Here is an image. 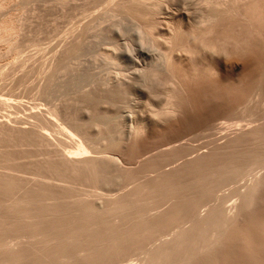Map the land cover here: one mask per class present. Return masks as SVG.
Instances as JSON below:
<instances>
[{"label": "rangeland", "instance_id": "374dc122", "mask_svg": "<svg viewBox=\"0 0 264 264\" xmlns=\"http://www.w3.org/2000/svg\"><path fill=\"white\" fill-rule=\"evenodd\" d=\"M208 1L8 0V3L4 2L6 6L2 5L0 8V16H2L0 17V22L1 19L7 18L9 14L11 16V14L17 15L18 13L16 17L20 29L13 36L0 37V72H5L4 76L0 74V96L13 99L14 102H19L21 106L9 108L0 105V121L3 122L5 120L4 122L11 126L14 124L13 126L15 127L25 126L29 128L37 122L36 118L32 117V113H47L48 117L50 115L49 110L53 107H58L60 119L64 121L66 117L65 123L68 122L69 126L72 127L74 125L79 130L86 132L95 145L97 147L100 146V150L104 148V150L111 151L119 156L122 165L126 166V170L122 171L121 179L115 180V175L112 172L109 176L98 177L97 185L95 181L86 180L82 177L77 180L75 178L70 180L68 183L71 182V186L67 184L79 192L76 193L75 190H72L75 192L74 194V192L70 191L73 194V198L74 195H77L75 198H88L89 196L94 201H97H95L96 205H98L100 196H91L94 191L100 193L103 198H114L120 193L129 191L128 189H135L137 185L146 180L145 178L148 176L151 178V174L156 175L153 172L157 171V167L160 165L163 169H170L183 163L181 161L187 157L191 159L196 155L198 157V154L200 156V154H203L204 149L208 148L209 153L212 147L219 145V141L220 143L224 141L223 144H225L228 139V141L234 138H236L234 140H237L239 136L242 140L249 138V134L243 135V132L248 130L249 126L251 128L262 124L261 122L264 123V1L212 0V2L226 3L225 5L230 7L231 11H234V13L222 16L224 18L228 16L229 19L234 14L232 15L233 20L230 19L229 23L232 28L228 31L226 27H229V25L225 24L229 20L226 18V22L220 17V20H218L219 24H215L218 21L214 23L213 31H208V33L200 31V35L204 38L203 41L208 42L207 40H209L212 41V45L217 44L218 53L216 54L220 56L219 58L216 55L208 57L212 55L208 52L201 58L200 55L204 53H198V55L195 54L194 58L196 59H194V55L190 54L186 47V45L188 47L192 46L193 44L191 45V43L195 41L192 38V34V37L190 36V32L192 33L194 30L193 27L192 29L189 28L192 24L188 19L196 17V11L201 6L205 8ZM203 3L206 4L203 6ZM185 13L188 14V17ZM183 18L186 19L184 20ZM182 22L184 25L186 23L190 24H186L184 28L188 29V36H190V40L194 41L191 40L190 43L186 44V41H189V37L185 40L186 37H184L183 33L181 34L182 39L178 35V38L173 39V41L179 43H175V50L172 49L171 52V63L173 64L170 72L154 70L161 67L163 63V59H161L162 52L170 53L173 42L169 38L168 29L173 24L174 27ZM230 31L235 32L232 35ZM188 32L185 33L186 36ZM195 32L197 34V31ZM195 32L193 33L194 36L196 35ZM167 34L169 37H167ZM230 34L232 36L229 37L228 35ZM224 35L225 37L227 36V41ZM235 35L237 40H234L236 39ZM199 37H196V39H199L198 44H200V39H202ZM221 39L226 42L220 41ZM227 42H229V45ZM179 44L180 46L176 47ZM198 44L197 42L195 43V45ZM223 44L230 47L229 51L233 48L234 54L232 53V55L235 56L228 54L229 51L224 52L228 48L222 49L221 46ZM209 45L211 44L209 43ZM237 45L244 50L238 48ZM65 46L69 50L66 51ZM236 48L237 50H235ZM62 50L65 51V54ZM235 52H238V54H235ZM187 53L192 55V58L190 56L191 60L188 58L189 54L186 55ZM227 54L228 56L231 55V57L228 58ZM59 55L62 57L60 56L59 58ZM221 55L228 59H233V57L235 59L236 57L237 60H233L237 61L241 68L232 73L234 79L229 77L231 75L227 72L219 70L222 66V64H219L221 63ZM54 56L60 60L54 59ZM205 57L207 60L204 59ZM217 58L219 59L218 61ZM54 60L55 62L59 61L58 64ZM214 61L216 65L213 63ZM150 65L152 68H150ZM216 66L219 67L218 70L214 68ZM219 71H222L221 73H223L224 77ZM225 75L236 82L231 81L228 83L230 80H226L227 77L225 78ZM222 78L225 79L222 80ZM118 79L121 80L115 81ZM116 83H118L119 87H116ZM122 83L123 86L121 85ZM173 84L177 92L180 90L178 93L181 96L178 93L176 94L179 95L180 99L182 97V102L179 99L180 106L182 104V110L173 119L155 124L157 125L156 127L154 123H151L153 119L151 110L153 108L155 110L157 108L160 110L166 108L164 105L166 103L165 91L171 88L170 86H173ZM153 89L159 91L153 95L150 92ZM160 90H163L162 94ZM221 108H226L227 110ZM227 113L228 115H225ZM13 120H15V123ZM22 122H24L23 126L21 125ZM139 123L145 124L143 129L136 133L138 135L133 134L136 127L142 125ZM228 126L229 129L226 128ZM240 126L242 130H240ZM233 130L239 135L237 136ZM238 130L242 131L243 136L240 132H237ZM52 131L49 133H52ZM53 133L55 132L53 131ZM221 133L223 134L221 135ZM225 133L229 136L224 135ZM214 138L221 139L214 141L215 146L211 143L212 140H215ZM237 141L241 142V140ZM11 142L6 147L5 144L2 146V143L0 146L1 156L8 159L15 158L17 160L16 164L21 166L24 164L22 168H27H25L27 173L23 175L28 178L34 177L32 173L38 168L37 164L44 163L42 160L45 161L44 153L46 154V150L44 152L43 148H38L32 144H30L32 146L23 145L25 147L20 146V148L17 144L13 146V143L16 142ZM172 145L173 147L176 145L174 150L171 147ZM40 149L41 151H39ZM164 149L165 151H163ZM169 149L172 150L169 152ZM108 151L107 154H111ZM164 152L166 153L164 154ZM168 152L169 156H165ZM205 153L208 154L207 150ZM158 154H161L160 157ZM38 159H40L39 163ZM173 159L174 161H172ZM189 159H185L184 162ZM165 164H167L166 167L163 166ZM140 168L145 170V173ZM152 168L154 170H150ZM72 181L75 185H73ZM138 181L140 182L139 184ZM64 190L63 193L68 192L70 194L68 189V191ZM80 195L81 197H78ZM261 213L263 215L261 214L259 219L254 218L257 219L256 221L254 220L257 224L252 221L253 217L249 220L250 223L248 224L250 226L248 225V228L260 229L261 232H264V212ZM161 232L153 235L154 239L149 237L151 244L157 241L161 234L164 237L166 236L165 233H169ZM149 240L136 244L135 250L134 248L131 249V253L123 255L122 259L121 257L120 259L118 258L114 261V264L116 261V264L139 262L143 255L142 249L144 250V247L147 246L146 248H148L151 245ZM247 240L245 238L240 239V242H243H238L237 244L240 243L242 246L236 244L237 247L235 245L232 246L234 250L233 248H228L222 262L224 264L227 261V264H264V238L261 243L257 242L258 244L255 241L248 240V242ZM141 244H145L144 247ZM140 245L142 249H139V252L136 253ZM138 253L141 257L138 256Z\"/></svg>", "mask_w": 264, "mask_h": 264}, {"label": "bare ground", "instance_id": "6f19581e", "mask_svg": "<svg viewBox=\"0 0 264 264\" xmlns=\"http://www.w3.org/2000/svg\"><path fill=\"white\" fill-rule=\"evenodd\" d=\"M2 1L3 0H0V8L2 5L6 6L4 2L8 3V0ZM205 4L206 3H203V6ZM225 4L223 2L219 3L209 0L205 8L199 6L200 8H197L198 10L196 11V17H190L188 19L192 24L189 28L192 29L193 27L194 32L197 31V34L200 31L203 33H208V31L211 32L212 28L215 27L214 25L217 23L219 24L218 20H220V17L224 16V14L226 16L228 13H234V11L232 10V12L230 10L231 8L227 7ZM17 15L11 14L10 16L9 14L4 20L1 19L0 37L13 36L19 32L20 25L18 24ZM190 15H192V13H190ZM232 15L229 19L228 16L226 17L229 21L225 25H229V27H224H226L228 31L232 28L229 24L230 19L233 20ZM222 18L224 21L227 20L224 17ZM189 23L186 24L190 25ZM173 25L172 27L169 25L170 29L168 30L170 37L167 34V37L172 39L173 42L170 53L159 51L162 52L161 59H163V61L159 59L163 63L161 65L159 60L160 63L157 64H160L161 67L157 69L153 67L154 70L167 73L170 72L173 64L171 63V52L172 49L175 50V43H179L173 41V39L178 38V35L180 37L182 33L185 35L184 37H186L185 40L189 37V41H186V44L190 43L192 40H190L191 34L193 36L191 37L195 39V41L198 39H196L198 36L202 38L200 39V44H198L199 39L196 41L198 45H195L196 42L192 40L194 43H191V45H195H192L193 47H188L184 44L188 48V52L194 55L193 58L195 54L204 53L201 55L199 54L201 58H203L202 56L208 52L212 54L208 57H214L216 55V57L218 56L219 58L220 55L216 54L218 53V49L216 48L218 47L216 46L217 44L213 43L214 45H212V41L207 40L211 44L209 45L208 42L203 41L204 38L200 35L201 33L197 35L195 32L196 35L194 36V32H190V36H188V29L186 30L184 28L185 25L183 22L174 27ZM187 32L188 34L186 36L185 33ZM234 32L235 31L231 32V34L233 35ZM231 34L228 36H232ZM182 38L181 36V39ZM225 39L226 41L228 40L227 36ZM231 40L233 41L232 38ZM234 40H237V36ZM201 41L203 42L201 43ZM220 41L226 42L222 39ZM180 44L176 47H179ZM227 44L229 45V42H227ZM222 46H224V44ZM222 46V49L227 47V45L224 47ZM237 47L240 48L239 45H237ZM227 48L228 50L224 52L229 51L230 47ZM67 50L69 49L66 48V51ZM232 50L233 48L231 51ZM235 50H237V48ZM231 51H229L228 54H234V52ZM220 52L219 54L222 53ZM188 54L189 53L186 55ZM190 54L188 58H190V56L192 58ZM228 54L227 57H231V55L228 56ZM235 54H238V52H235ZM60 56L61 55L58 57L60 58ZM227 57H220L221 63H219L220 61L218 62L222 64L221 67L219 65L220 69L218 66L214 68H216V70H223L225 73L227 72L231 75L229 77L233 78L232 73H235L241 67L237 61H234L236 57L235 59L233 57L234 60L232 58L228 59ZM59 58L56 59L55 57L54 59L60 60ZM218 58L217 61L219 60ZM204 59H206V57ZM56 62L58 64L59 61ZM213 63H215V61ZM150 68H152V66ZM219 72L223 76V73H221L222 71ZM247 72L246 74H248ZM0 74L4 76L5 72H0ZM226 77L225 75V78ZM225 78H222V80ZM227 78L226 80H230L229 82L227 81L228 83L234 81V78ZM120 80L118 79L115 81ZM235 82L236 81H234V83ZM118 83H116L117 86L114 85L119 87ZM121 85L123 86V83ZM173 86L171 85L169 89L166 88L167 90L164 89L166 90L165 109H149L153 114L151 123H154V125L166 122L171 118L173 119L182 110V104L180 106L179 102V95L181 96V94L178 93L180 90L178 89L179 91L177 92L174 84ZM229 90L231 91V89ZM158 91L153 89L150 92L155 95ZM0 105L9 108L21 106L19 102H14L13 99L3 98L1 96ZM57 108L58 107H53L49 110V114L52 117L49 114L47 117V113H32V117L36 118L37 122L34 124L32 123L33 125L30 127L28 126L29 128L22 125L24 122L21 123L23 127H15L13 126L14 124L11 126L4 122L5 120L3 122L0 121V146L3 143L2 146L5 144L6 147L9 145L8 143H10V141L16 142L13 143V146L17 144L18 147L32 144L38 148H43L44 152L46 150V154L44 153V155H47L46 157L44 156L45 161L42 160L44 163L40 164V159L37 160L39 164H37L38 168L32 173L34 177L28 178L23 175L27 173V168H22L24 164L22 166L16 164L17 160H15V158H3L0 154V264H114L115 260L118 258L120 259V257L122 259L123 255H126L131 249L137 246L136 244L149 240V237L154 239L153 235L161 231L169 233H165L166 236L164 237H162L161 234V237L157 241L154 242L153 240V244H151V240H149V244L151 245H149L150 247L148 248H146L147 246L144 247L145 244H141L144 250L141 245L138 251L136 250V253L139 252V249L143 251L142 257L139 256L140 254L138 253V256L141 257L140 261L130 264H224L222 259L224 258L226 250L228 248H233L232 246L234 245L236 246V244L240 242V239L245 238L249 241L252 240V242L261 243V240L264 238V232H261L260 229L255 230L252 227L248 228V225L250 226L248 223H250L249 220L252 217V221L256 223L255 221L257 219L254 218L259 219L262 214L261 212H264L263 122L255 127L250 128L249 126V129L243 132L244 134L241 133L242 131L238 130L237 132H240L241 135L249 134L250 136L245 140L240 139L239 136L237 140H241V142L234 140L236 138L231 140L233 137H229L231 141H228V139L226 143L223 144V140V142L220 143L219 140L221 139L214 138L215 140H212L213 142L211 141V143L214 144V141L218 140L219 145L215 146L216 144H214L213 146L215 147H212V150L209 148V153L206 147L208 154L205 153L206 150L204 149L203 154H200V156L198 154V157L196 155L189 159L190 157L185 158V155L184 158L189 160L184 162L185 159H183V161H181L183 163H180L181 165L179 164L176 167L163 169L161 165L158 166V170L153 172L156 173V175L151 174V178L148 176L145 178V181L141 182L140 180L141 183L138 181V184L140 183L139 185L143 183L140 187L137 185L135 189H128L129 191L120 193L114 196V198H103L97 191L92 192V195L87 193L91 196H100L97 203L98 205H96L97 201L95 200V202L89 196L88 198L85 196V198H75L77 195H74L73 198L71 192H74L72 190L75 189L71 188L70 186L72 184L70 185L71 182H68L74 178L77 180L82 177L86 180H93L96 184L98 177L109 176L112 172L115 175V180H119L122 178V171L126 170V166L122 165L119 156L116 154L104 150V148L100 150V146L97 147L86 132L79 130L74 125L72 127L69 126L68 122L65 123L66 117L64 121L60 119L59 109ZM46 110L48 111V109ZM223 110L227 109L224 108ZM228 113L225 115H228ZM211 119L213 120V118ZM13 121L15 123V120ZM144 125L142 124L140 127H136L133 134L141 131ZM155 126L157 127V125ZM226 128L229 129V126ZM49 130H53L56 134L53 133V131V134L49 133ZM130 130L133 131L132 129ZM240 130H242L241 126ZM234 132L237 136L239 135L236 131ZM222 134L223 133H221V135ZM224 135L228 134L225 133ZM221 137L223 138V136ZM225 137L227 138V136ZM211 143H209L210 146H212ZM177 146L179 145L177 144ZM171 147H173V145ZM174 147L173 150L176 148ZM170 150L172 149H169V152ZM39 151H41V149ZM107 151L109 153L111 152V154H107ZM163 151H165V149ZM166 152H164V154ZM169 152L167 153L168 155L166 154L165 156H169ZM15 153H17V151H15ZM160 155L161 154H158L159 157ZM172 161H174V159ZM166 165L167 164L163 166L166 167ZM141 170L145 173V170ZM150 170H154V168ZM73 185H75V183ZM60 189L69 190V192H71L70 194H68V192L63 193V190H61V192ZM75 191L79 193L77 190ZM81 195L78 197H81ZM239 244L237 245L239 246ZM240 245L242 246V244ZM135 249L136 248H134V250ZM116 263L117 261L115 264Z\"/></svg>", "mask_w": 264, "mask_h": 264}]
</instances>
